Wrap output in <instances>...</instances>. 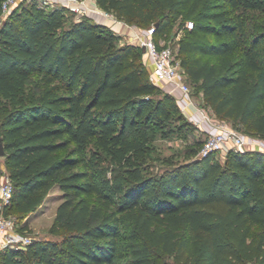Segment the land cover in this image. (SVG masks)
Listing matches in <instances>:
<instances>
[{"label": "trees", "instance_id": "1", "mask_svg": "<svg viewBox=\"0 0 264 264\" xmlns=\"http://www.w3.org/2000/svg\"><path fill=\"white\" fill-rule=\"evenodd\" d=\"M97 3L129 24H157L158 38L181 31L185 76L205 102L264 138V22L255 19L264 0ZM65 9L33 3L0 24V96L13 104L0 105L15 188L7 213L31 216L63 191L51 227L60 238L6 248L0 263L264 264V150L151 157L157 130L192 121L151 79L143 47L93 17L68 22ZM35 73L44 88L26 93Z\"/></svg>", "mask_w": 264, "mask_h": 264}, {"label": "built area", "instance_id": "2", "mask_svg": "<svg viewBox=\"0 0 264 264\" xmlns=\"http://www.w3.org/2000/svg\"><path fill=\"white\" fill-rule=\"evenodd\" d=\"M15 1L3 0V11L7 12ZM62 2L65 7L75 11L79 19L83 16L96 19L97 15H101L114 24H124L128 29L124 32L128 36V42L145 48L146 63L150 68L153 82L160 86L164 81L174 82L183 94L191 96L192 90L184 80L185 70L179 57V47L175 45L181 31L170 40L158 38L156 36L157 24L148 27L129 24L112 12L101 8L97 0H62ZM186 26L192 28L194 22L189 20ZM187 107L188 105L182 106L184 113ZM203 113L207 119L212 118L209 111H203ZM216 127V130L205 138L200 148V155L222 152L225 158L231 148L264 150V138L262 137H248L224 119H216ZM14 190V184L9 175L0 180V252L6 248H26L34 240V237L21 229L17 218L7 213L13 201Z\"/></svg>", "mask_w": 264, "mask_h": 264}, {"label": "rangeland", "instance_id": "3", "mask_svg": "<svg viewBox=\"0 0 264 264\" xmlns=\"http://www.w3.org/2000/svg\"><path fill=\"white\" fill-rule=\"evenodd\" d=\"M62 0H16L10 7L7 12L0 13V24L6 19L13 10L19 9L22 6L29 7L33 3H37L43 5L47 9H52L54 7H63ZM3 2V0H2ZM65 7V6H64ZM65 15L68 22L79 19L78 15L75 11L65 7ZM258 22H264L262 17H256ZM179 23L173 27L171 31V37L176 35L178 31ZM128 39V36H127ZM185 82L188 83L192 92L197 93L198 88L195 83H192L188 77L185 76ZM44 88V79L41 74L35 73L26 87V93H35L39 94ZM0 105H13L10 99L0 96ZM207 111L208 105H202ZM179 121H175L174 125H179ZM193 123V122H192ZM232 126L239 129L243 134L248 137H257L256 134L253 133V130L250 129L247 125L236 124L229 122ZM206 136L201 133V131L197 128L196 124H191L186 126L184 129L180 130L178 127L175 128L174 131L169 132L168 135L163 136L162 132L157 130V138L154 142L151 143L152 154L151 157L160 156V157H170L175 155L177 160L185 159V156L193 155L187 152L189 149L195 148L198 150L202 143L204 142ZM91 147L96 148L97 146L92 143ZM216 155L224 160V156L222 152H217ZM152 160V159H150ZM158 165H161L160 161L156 160ZM6 175H9L8 170L6 168L5 157L0 156V180L3 179ZM63 200V191L60 188L54 189L46 202L39 208V210L31 216H27L25 218H20V216L16 213L15 207L12 206L11 214L15 216L18 220L19 225L22 227L24 223H27L28 228H25L23 231L34 238H53L59 239V235H54L51 232V227L53 225L56 210L58 205ZM1 264V263H0Z\"/></svg>", "mask_w": 264, "mask_h": 264}, {"label": "crops", "instance_id": "4", "mask_svg": "<svg viewBox=\"0 0 264 264\" xmlns=\"http://www.w3.org/2000/svg\"><path fill=\"white\" fill-rule=\"evenodd\" d=\"M95 20L109 25L116 33H118L121 36V43L128 41L127 36L124 33L128 29L124 24L121 23L114 24L111 21L105 19L101 15H97ZM145 60L147 61L146 55H145ZM161 86L166 91L171 92L175 95L181 107L183 105H188L185 114L194 124H196L197 128L201 131L203 135L207 137L209 133L216 130L217 128L216 119H221V118L218 115H216L212 107L205 102L203 91H198L197 93L192 92L191 96L189 97L188 95L183 94L175 86L174 82L164 81L162 82ZM202 105H208V110L212 118L207 119L204 116L203 111H207V110Z\"/></svg>", "mask_w": 264, "mask_h": 264}, {"label": "water", "instance_id": "5", "mask_svg": "<svg viewBox=\"0 0 264 264\" xmlns=\"http://www.w3.org/2000/svg\"><path fill=\"white\" fill-rule=\"evenodd\" d=\"M143 50L145 51V48H143ZM4 155H5L4 142L2 137H0V156H4Z\"/></svg>", "mask_w": 264, "mask_h": 264}]
</instances>
